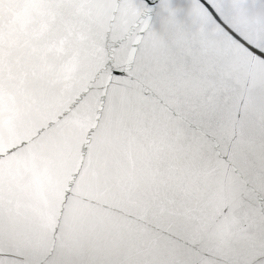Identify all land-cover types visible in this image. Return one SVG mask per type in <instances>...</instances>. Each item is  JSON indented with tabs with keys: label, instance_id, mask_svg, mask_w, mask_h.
Segmentation results:
<instances>
[{
	"label": "snow or ice",
	"instance_id": "1",
	"mask_svg": "<svg viewBox=\"0 0 264 264\" xmlns=\"http://www.w3.org/2000/svg\"><path fill=\"white\" fill-rule=\"evenodd\" d=\"M0 264H264V0H0Z\"/></svg>",
	"mask_w": 264,
	"mask_h": 264
}]
</instances>
